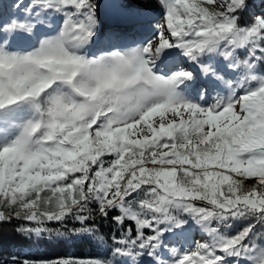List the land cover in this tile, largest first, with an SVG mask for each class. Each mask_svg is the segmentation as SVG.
<instances>
[{
	"label": "snow or ice",
	"instance_id": "1",
	"mask_svg": "<svg viewBox=\"0 0 264 264\" xmlns=\"http://www.w3.org/2000/svg\"><path fill=\"white\" fill-rule=\"evenodd\" d=\"M156 4L155 27L151 0L112 5L106 33L99 0L0 6V224L40 240L72 219L102 246L89 222L116 212L122 233L23 264H264V10L241 23L264 0Z\"/></svg>",
	"mask_w": 264,
	"mask_h": 264
},
{
	"label": "trees",
	"instance_id": "2",
	"mask_svg": "<svg viewBox=\"0 0 264 264\" xmlns=\"http://www.w3.org/2000/svg\"><path fill=\"white\" fill-rule=\"evenodd\" d=\"M12 0H0V6L10 3ZM120 3L124 0H119ZM258 0H251L253 4ZM101 2V0H99ZM132 3H141L144 0H130ZM154 7L153 10H159V5L156 0H151ZM256 11V8L242 17L241 23L251 22V18ZM116 13L112 7V1L107 3V13L105 15L106 22ZM49 25L53 28L56 22L49 18ZM142 31V30H141ZM95 208V205L92 206ZM116 212H110L108 218H103L94 213V221H90V227L96 229V234L103 236L106 243L98 245L93 238L85 235H77L75 229H79L81 225L72 219H68L65 223L46 222L43 226L51 230V235L45 234L44 238L37 240L36 238L28 239L18 229L21 227H35L34 222L13 219L11 222L0 224V264H23L27 261H51L59 258H75V259H90L104 258L109 255V249L112 247V237L122 234L113 223L111 217L116 215ZM242 225L234 223L231 226V232L234 234L239 231ZM227 232L228 229H225ZM57 233L63 235L57 236Z\"/></svg>",
	"mask_w": 264,
	"mask_h": 264
},
{
	"label": "rangeland",
	"instance_id": "3",
	"mask_svg": "<svg viewBox=\"0 0 264 264\" xmlns=\"http://www.w3.org/2000/svg\"><path fill=\"white\" fill-rule=\"evenodd\" d=\"M109 0H101V4L104 5V7H102L99 12H98V18H99V21H100V24H101V30H102V33H106L110 27L109 25V22H106V20L104 19L105 18V15L107 13V3H108ZM112 1V5H116V4H119L120 1L119 0H111ZM12 1H10L11 3ZM255 4H259V0L258 1H255L254 2ZM209 7H212V6H209ZM256 8V11L254 12L255 13H259L260 11L264 10L262 8H259V7H255ZM114 11L117 12L118 9L114 8ZM159 11L160 10H151L148 15H147V18L145 20V23H147L148 21L151 22L152 26L155 27V25L157 23L160 22V16H159ZM52 20H54L56 22V27L59 26V24L61 23L60 19L56 16H51L50 17ZM147 33L141 31V30H138V29H128L126 31V34L122 37V39L120 41H118L119 44L121 45H128V46H135L136 43L143 39L144 36L146 35ZM101 43L98 42L96 45H92L90 46V51L93 52V53H98V50L99 48L101 47ZM211 102V101H209ZM249 184L251 183V181L248 182ZM203 235L199 232H192L188 238H187V241H185L183 238L180 239L179 243L176 245L177 247H179L180 245H183L185 248H189V247H192L193 244L192 242L193 241H200L201 239H203ZM165 259H167V257H165Z\"/></svg>",
	"mask_w": 264,
	"mask_h": 264
}]
</instances>
